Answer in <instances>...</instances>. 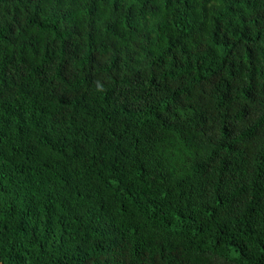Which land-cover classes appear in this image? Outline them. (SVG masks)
I'll return each instance as SVG.
<instances>
[{"label":"trees","instance_id":"obj_1","mask_svg":"<svg viewBox=\"0 0 264 264\" xmlns=\"http://www.w3.org/2000/svg\"><path fill=\"white\" fill-rule=\"evenodd\" d=\"M0 264H264V0H0Z\"/></svg>","mask_w":264,"mask_h":264}]
</instances>
